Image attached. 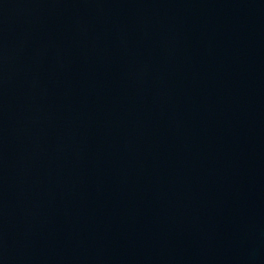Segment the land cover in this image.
<instances>
[{"label": "water", "instance_id": "1", "mask_svg": "<svg viewBox=\"0 0 264 264\" xmlns=\"http://www.w3.org/2000/svg\"><path fill=\"white\" fill-rule=\"evenodd\" d=\"M0 264H264V0H0Z\"/></svg>", "mask_w": 264, "mask_h": 264}]
</instances>
